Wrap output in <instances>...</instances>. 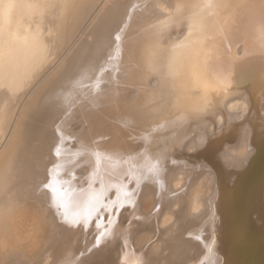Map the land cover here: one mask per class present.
Here are the masks:
<instances>
[{
  "label": "bare ground",
  "instance_id": "bare-ground-1",
  "mask_svg": "<svg viewBox=\"0 0 264 264\" xmlns=\"http://www.w3.org/2000/svg\"><path fill=\"white\" fill-rule=\"evenodd\" d=\"M0 264H264V0H0Z\"/></svg>",
  "mask_w": 264,
  "mask_h": 264
}]
</instances>
